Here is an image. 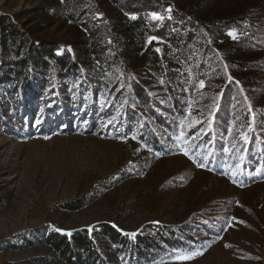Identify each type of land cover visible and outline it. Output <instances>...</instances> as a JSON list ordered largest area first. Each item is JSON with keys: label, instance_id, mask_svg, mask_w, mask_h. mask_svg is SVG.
Segmentation results:
<instances>
[{"label": "rangeland", "instance_id": "obj_1", "mask_svg": "<svg viewBox=\"0 0 264 264\" xmlns=\"http://www.w3.org/2000/svg\"><path fill=\"white\" fill-rule=\"evenodd\" d=\"M134 1L149 19L198 23L215 65L204 83L166 86L176 60L155 37L97 76L76 57L87 26L111 45ZM0 16V264H65L47 241L102 224L180 230L178 248L137 263L96 235L105 264H264V0H0ZM52 55L78 70L65 76Z\"/></svg>", "mask_w": 264, "mask_h": 264}, {"label": "trees", "instance_id": "obj_2", "mask_svg": "<svg viewBox=\"0 0 264 264\" xmlns=\"http://www.w3.org/2000/svg\"><path fill=\"white\" fill-rule=\"evenodd\" d=\"M134 1L131 5L129 3L126 9L128 15L134 16V19H125L123 25L119 28L120 31L115 33L111 39V45L108 44V35L97 37L96 27H86L81 32V36L74 46L75 55L80 57H92L88 64L91 67L95 76L99 74V66H116L118 63L119 54H125L130 57L137 55L145 49L146 41L150 37H155L164 42L168 46L176 61H169L168 64L173 68V72L169 75V79L165 80L166 86L177 82V86H185L190 92L193 88H197V84L203 82L204 78L209 77L211 66L214 65V59L210 58L209 48L205 45L206 40L203 35V31L197 22L190 20L176 12H171L169 16L162 20H152L147 17L148 12H152L153 9H147L146 13H142L140 10L135 9ZM135 6H134V5ZM149 2L145 1L143 8H148ZM3 17L0 16V24H4ZM218 26L214 28L213 32L221 33L224 26ZM237 24V23H236ZM9 27L8 34L11 38V43L19 42L26 44L22 41L23 36L17 35L15 29L11 25ZM222 27V28H221ZM8 29V28H7ZM226 30V29H225ZM84 32V33H83ZM90 33V34H89ZM89 34V36L87 35ZM28 53H32L33 46L28 47ZM37 48L46 51L50 50L55 52L58 48L54 47L52 43L40 42ZM114 50L115 54L110 56L107 49ZM36 51V50H35ZM31 56V55H29ZM52 58L56 59L59 70L66 71L65 76L72 75L78 70V59L75 62L67 63L64 58H57L52 55ZM78 58V57H77ZM27 58L23 61H14L12 78L14 85L17 87L19 84H24V76L22 75V68ZM157 57H154L151 62L153 67L157 66ZM31 66L36 69L42 64V59L30 58ZM23 62V65L21 64ZM218 64V63H217ZM220 63L218 64L219 67ZM190 69V70H188ZM45 72H43L44 74ZM178 73V76L175 74ZM190 76L192 79L190 81ZM190 81V82H189ZM204 83V82H203ZM22 84V85H23ZM184 84V85H183ZM186 84V85H185ZM170 93L173 94V88L170 86ZM29 94L32 93L28 92ZM223 92L222 101L226 97ZM143 96V97H142ZM136 97L147 105L150 103L148 96L142 95L140 92L136 93ZM178 102L174 101L173 106L178 109ZM98 232H88V230L72 232L71 235H55L49 239L48 244L59 255L60 259L65 264H105V258L99 255L97 243L98 237L103 238L106 242L107 248L113 251H109L111 256H122L123 259H127L130 262H140L146 259L147 254L156 255L163 252L165 249H175L180 246V236L176 234L177 230L169 226L150 225L144 230L150 234L147 236L136 235L134 237L121 236L111 226L102 224L97 226Z\"/></svg>", "mask_w": 264, "mask_h": 264}, {"label": "snow or ice", "instance_id": "obj_3", "mask_svg": "<svg viewBox=\"0 0 264 264\" xmlns=\"http://www.w3.org/2000/svg\"><path fill=\"white\" fill-rule=\"evenodd\" d=\"M229 35H232V33H229ZM68 235H71V233H68ZM132 235H134V234H132Z\"/></svg>", "mask_w": 264, "mask_h": 264}]
</instances>
